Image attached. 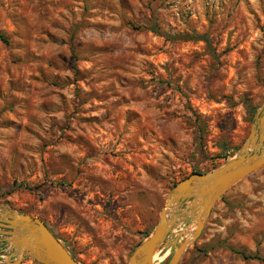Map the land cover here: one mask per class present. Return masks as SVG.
Returning <instances> with one entry per match:
<instances>
[{
    "label": "rangeland",
    "instance_id": "rangeland-1",
    "mask_svg": "<svg viewBox=\"0 0 264 264\" xmlns=\"http://www.w3.org/2000/svg\"><path fill=\"white\" fill-rule=\"evenodd\" d=\"M0 35V205L80 264H126L172 186L233 157L264 103V0H0ZM178 264H264V169Z\"/></svg>",
    "mask_w": 264,
    "mask_h": 264
},
{
    "label": "water",
    "instance_id": "water-1",
    "mask_svg": "<svg viewBox=\"0 0 264 264\" xmlns=\"http://www.w3.org/2000/svg\"><path fill=\"white\" fill-rule=\"evenodd\" d=\"M264 169V103L239 151L220 166L190 173L176 182L160 209L150 234L133 250L126 264H153L155 254L171 248L166 264H178L200 236L213 205L235 183ZM186 223L184 226L181 224ZM178 228L175 233L173 231ZM0 264H20L30 258L40 264H80L37 217L0 205ZM2 251V250H1Z\"/></svg>",
    "mask_w": 264,
    "mask_h": 264
},
{
    "label": "trees",
    "instance_id": "trees-1",
    "mask_svg": "<svg viewBox=\"0 0 264 264\" xmlns=\"http://www.w3.org/2000/svg\"><path fill=\"white\" fill-rule=\"evenodd\" d=\"M0 39L2 40V41H6L5 40V38L3 37V35H0ZM191 173H200V171H197V170H194V171H192ZM47 226V225H46ZM50 230V229H49ZM51 231V230H50ZM52 232V231H51ZM53 234V233H52ZM54 235V234H53ZM55 236V235H54ZM56 237V236H55ZM57 238V237H56ZM241 255L243 256V257H245V258H254V259H259V257L258 256H256V255H246V254H243V253H241ZM72 257H73V255H72ZM74 258V257H73ZM75 259V258H74ZM76 260V259H75ZM77 261V260H76Z\"/></svg>",
    "mask_w": 264,
    "mask_h": 264
}]
</instances>
